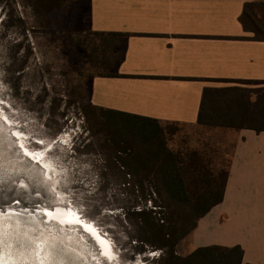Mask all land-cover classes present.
I'll use <instances>...</instances> for the list:
<instances>
[{
	"label": "rangeland",
	"instance_id": "374dc122",
	"mask_svg": "<svg viewBox=\"0 0 264 264\" xmlns=\"http://www.w3.org/2000/svg\"><path fill=\"white\" fill-rule=\"evenodd\" d=\"M73 1L0 0V264H173L189 255L192 234L174 244V229L190 228L197 211L185 213L161 196L160 182L146 173L151 165L128 153L138 143L123 149L92 108V76L107 73L112 58L87 29L85 5ZM163 128L165 149L186 163L196 154L202 166L196 170L219 186L233 136L197 126ZM131 132L142 139L153 134L152 128ZM186 163L176 167L196 200L204 179ZM122 165L145 172L127 174ZM124 187L144 188L146 198L129 197ZM57 208L91 225L109 252L82 224L48 218ZM141 210L163 226L169 246L152 243L163 240L154 229L145 232L150 239L143 236L132 213Z\"/></svg>",
	"mask_w": 264,
	"mask_h": 264
},
{
	"label": "crops",
	"instance_id": "0c3cea01",
	"mask_svg": "<svg viewBox=\"0 0 264 264\" xmlns=\"http://www.w3.org/2000/svg\"><path fill=\"white\" fill-rule=\"evenodd\" d=\"M248 2L74 0L73 5H85L87 29L99 34V50L112 58L107 73L91 79L93 108L162 127L197 126L233 136L223 199L199 219L189 254L240 247V264H264V131L198 121L205 88L241 87L237 84L248 80L264 87V38L251 31L258 23L246 29L240 20Z\"/></svg>",
	"mask_w": 264,
	"mask_h": 264
},
{
	"label": "trees",
	"instance_id": "16d2710c",
	"mask_svg": "<svg viewBox=\"0 0 264 264\" xmlns=\"http://www.w3.org/2000/svg\"><path fill=\"white\" fill-rule=\"evenodd\" d=\"M240 20L246 29L252 28L253 25L255 26L258 23V30L254 29L251 31L255 33L254 37L264 38V0H251V2L246 3ZM248 23H250V27H248ZM113 36L117 39L121 34L114 33ZM241 83L259 84V82L249 80L242 81ZM254 96L255 100H252ZM93 109L99 112L103 119V124H106L118 135L114 139L124 145L123 149H130V146H133L131 144L129 145L128 142L131 143L134 141L138 143L136 145L138 150L134 151L133 154H131L132 151L128 153L137 159L136 163L151 165L152 168L146 170V173L153 175L151 181L160 182V184L156 185L155 189L158 190L161 196H165L168 202L181 204L180 206L183 207L185 213L196 209L197 216L190 228L185 230L179 228L174 229V244L188 234H191L196 228L199 219L205 216L212 207L222 201L228 175L227 170L221 175V183L217 186L213 184L214 179L207 178V174L201 170L202 166L200 167V161L196 154H192L189 163H186L178 154H173L171 151L165 149V144L161 140L163 134L162 129H164L161 125L154 123L150 119L125 113ZM198 121L199 124L205 127L248 128L256 132L264 131V87L256 89L246 87L205 88ZM138 127L142 129L152 128L153 134L147 137V139H142L131 132L132 129ZM184 163L190 168L192 167L193 172L197 167L201 168L196 170L198 171L196 177L198 179H204L203 186L205 188L201 194H197L196 200H190V188L184 185L183 173L176 167ZM157 165L159 166L158 168ZM124 166L126 165H122L120 168H123L122 172H126L127 174L145 172ZM126 169L127 171H124ZM123 190L129 197L135 196L134 199L136 200L140 197L146 198L144 188L124 187ZM135 192L139 195L135 194ZM209 196L213 197L211 201H208L206 198ZM132 213L138 215L137 220L142 227L141 232L146 239H150L145 234L146 230L148 228L154 229V231L161 232L163 240H156L152 243L159 247H167L170 245L165 240V234L163 235L161 230L163 226L157 224V222L155 223V220L147 211H133ZM241 254L242 250L240 247L225 250H220L218 247H205L195 250L184 258L179 256L174 257L173 264H240Z\"/></svg>",
	"mask_w": 264,
	"mask_h": 264
},
{
	"label": "bare ground",
	"instance_id": "6f19581e",
	"mask_svg": "<svg viewBox=\"0 0 264 264\" xmlns=\"http://www.w3.org/2000/svg\"><path fill=\"white\" fill-rule=\"evenodd\" d=\"M47 215L48 218L50 219H55L61 223H80L84 226V228H86L88 231H90L94 236H96L97 240L100 242L104 253L109 252V242L102 238L96 231L95 229L89 225L86 224L85 222H83L82 220H80L76 214H74L71 211H67L65 209L62 208H57L54 211H47ZM2 259L0 258V261Z\"/></svg>",
	"mask_w": 264,
	"mask_h": 264
},
{
	"label": "water",
	"instance_id": "95a60500",
	"mask_svg": "<svg viewBox=\"0 0 264 264\" xmlns=\"http://www.w3.org/2000/svg\"><path fill=\"white\" fill-rule=\"evenodd\" d=\"M45 214V213H44ZM46 216V215H45ZM56 221V220H55ZM58 222V221H57ZM59 223H61V222H59ZM94 237V236H93ZM95 238V237H94ZM96 239V238H95ZM97 241V240H96Z\"/></svg>",
	"mask_w": 264,
	"mask_h": 264
}]
</instances>
